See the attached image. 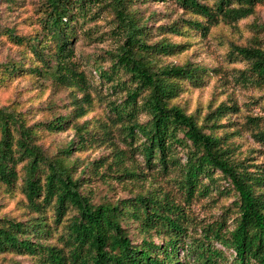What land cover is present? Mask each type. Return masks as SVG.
Returning a JSON list of instances; mask_svg holds the SVG:
<instances>
[{
  "label": "trees",
  "instance_id": "16d2710c",
  "mask_svg": "<svg viewBox=\"0 0 264 264\" xmlns=\"http://www.w3.org/2000/svg\"><path fill=\"white\" fill-rule=\"evenodd\" d=\"M135 1L47 0L42 21L46 36L39 40L14 38L18 43L27 41L33 57L42 63L33 71L41 74V68H46L55 82L83 92L90 104L88 78L72 60L74 21L77 14L86 17L96 7L111 11L120 45L111 53V67L98 69L100 77L113 86L127 87L125 99L120 105L112 103L111 111L128 131L127 136L137 141L148 167L159 168L164 174L179 173L176 195L180 199L161 188L117 202L94 204L82 191L84 178L75 176L78 166L71 155L77 140L69 142L57 157H49L37 144L39 130H64L67 118L60 116L28 126L21 113L4 107L0 109V184L13 186L19 179L18 164L25 163L24 190L35 216L27 220L0 219V253H28L37 264H264V164L257 162L256 148H245L231 139L222 122L238 107L223 102L201 118L200 114H188L175 102L182 82H197L204 71L190 63H158V56L182 46L166 40L149 43L148 27L131 8ZM176 1L195 17L185 25L205 36L220 22L233 24L253 15L257 5L264 2L217 0L212 6L202 0ZM180 29L169 27L175 33ZM50 40L56 44L53 66L44 51ZM234 50L249 62L254 83L264 85V49L234 46ZM20 69L16 62L5 66L9 74ZM75 101L77 104V98ZM76 110L80 111L78 116L86 113L79 102ZM141 112L148 116L146 122L140 121ZM75 128L80 145L87 146L90 132L86 127ZM243 129L264 146L262 117L248 115L240 125V131ZM182 152L185 162L180 157ZM216 174L227 181L238 200L234 216L207 222L192 213L191 205L211 193ZM117 176L136 178L139 174L125 168ZM49 207L53 208L56 225L63 223L69 211L74 212L62 234H57L58 229L54 230L47 219ZM134 223L142 236L139 242L129 233L128 225Z\"/></svg>",
  "mask_w": 264,
  "mask_h": 264
},
{
  "label": "rangeland",
  "instance_id": "374dc122",
  "mask_svg": "<svg viewBox=\"0 0 264 264\" xmlns=\"http://www.w3.org/2000/svg\"><path fill=\"white\" fill-rule=\"evenodd\" d=\"M46 1L0 0V109L8 107L21 113L28 126L48 123L60 116L67 118L69 123L64 130H39L37 144L49 157H57L63 154L69 142L77 140L71 155V160L77 161L78 166L75 176L84 178L82 191L88 194L94 204L117 202L161 188L170 190L176 199H180L176 195L179 173L173 171L164 174L159 168L148 167L137 149V141L127 136L128 131L111 111V104L120 105L127 91L124 85L113 86L99 73L100 68L108 70L111 67V53L120 45L115 16L111 11L96 7L86 17L77 14L74 21L75 34L70 45L74 52L72 60L88 78L87 98L90 104L84 100L83 92L73 91L55 82L46 68H41V74L33 71L42 63L33 57L27 41L18 43L14 37L39 40L46 36L42 23ZM202 1L212 6L217 2ZM131 8L139 13L142 23L148 27L146 38L149 43L166 40L182 46L171 54L158 56L160 65L181 66L190 63L204 71L199 81L182 82V90L175 102L188 114H200L201 118L223 102L236 104L238 111L222 122L231 134L229 137L235 138L245 148H256V160L264 164V146L257 144L244 129L240 131V125L246 122L248 115L264 119V85L254 83L249 62L234 50V46L264 49V2L257 5L253 15L233 24L220 22L206 36L185 25L186 20L195 17L176 0H136ZM174 25L181 28L177 33L169 31V27ZM46 46L45 55L52 60L53 66L56 44L50 40ZM11 62L20 63V71L7 73L5 66ZM78 102L85 106L86 113L83 116H78ZM139 119L146 122L148 116L141 112ZM199 122L202 124L203 119ZM76 125L86 127L87 132H90L88 137L91 141L87 146L80 145ZM180 157L185 162L183 152ZM24 164H18L19 179L13 186L0 184V219L27 220L35 216L28 207L24 190ZM125 168L137 170L139 176H117ZM40 175L45 176L44 173ZM215 178L217 182L212 185L211 193L194 200L191 205L192 213L207 222L220 216H234L238 200L235 192L229 190L226 180L218 174ZM46 215L54 230L58 229L57 234H62L66 231V221L74 212L69 211L60 225L55 224L53 208H47ZM128 226L131 237L141 241L137 224ZM154 240L159 242L156 237ZM0 264L37 262L28 253L7 251L0 253Z\"/></svg>",
  "mask_w": 264,
  "mask_h": 264
}]
</instances>
